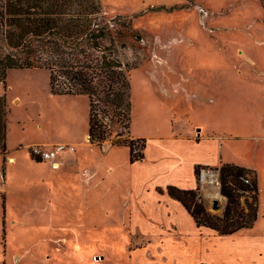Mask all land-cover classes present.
Returning <instances> with one entry per match:
<instances>
[{
	"label": "rangeland",
	"instance_id": "1",
	"mask_svg": "<svg viewBox=\"0 0 264 264\" xmlns=\"http://www.w3.org/2000/svg\"><path fill=\"white\" fill-rule=\"evenodd\" d=\"M100 1L130 20L119 57L131 67L129 132L147 140L145 158L88 140V95L49 100L48 70L8 69L0 98L15 122L0 149V264H264V0ZM59 139L83 154L77 184L30 157L55 143H29ZM219 158L256 170L260 188L255 225L234 235L198 227L167 193L193 179L196 160ZM197 165L218 171L220 186L203 183ZM220 166L196 164L179 186L218 215Z\"/></svg>",
	"mask_w": 264,
	"mask_h": 264
},
{
	"label": "trees",
	"instance_id": "2",
	"mask_svg": "<svg viewBox=\"0 0 264 264\" xmlns=\"http://www.w3.org/2000/svg\"><path fill=\"white\" fill-rule=\"evenodd\" d=\"M132 33L130 20L107 15L100 0H0V81L6 79L8 69L48 70L52 93L88 95V140L102 146L112 139L113 145L129 148L134 163L145 158L147 140L130 136L131 67L119 57ZM101 113L120 124L121 130L114 134ZM3 131L0 98V149L6 150ZM198 168L201 165L196 174ZM219 169L221 191L227 197L222 215L208 211L197 200L195 189L168 185L167 193L185 207L198 227L220 235L252 228L259 212L256 170L235 163H223Z\"/></svg>",
	"mask_w": 264,
	"mask_h": 264
},
{
	"label": "crops",
	"instance_id": "3",
	"mask_svg": "<svg viewBox=\"0 0 264 264\" xmlns=\"http://www.w3.org/2000/svg\"><path fill=\"white\" fill-rule=\"evenodd\" d=\"M43 91H44V95L45 96H47L48 97V99L50 100V99H54L55 98V96H63V97H65V96H68V95H75V96H79V94H55V93H52V91H51V85H50V80L48 81V83H46V86L44 87V89H43ZM9 94H10V97H12L13 95H15V94H13V93H8V96H9ZM19 98V97H18ZM20 99V98H19ZM88 119H89V117H88ZM8 110H7V117H6V114H5V134H6V137H5V144H7V133H8V129L9 128H11V123L12 122H15V121H9V123H8ZM89 127V126H88ZM87 134H88V132H87ZM200 136H196V141H200ZM85 142V141H84ZM21 143V142H20ZM33 143H46V144H48V143H65V144H72V143H68V141H66V140H64V139H59V140H51V141H48V142H43V140H37V141H34V142H31V143H29L28 145H31V144H33ZM20 145H23V144H19V146ZM24 147V146H23ZM6 150H7V147H6ZM32 155V154H31ZM31 158H33L35 161L36 160H39L38 158H35L33 155L32 156H30ZM30 158V159H31ZM64 159V162L62 161L61 162V159ZM82 160H81V159ZM33 159H31L30 161L32 162L33 161ZM41 160V159H40ZM143 160V159H142ZM12 161L14 162L15 161V159H12ZM44 162H36V164H38V166H40V168L41 169H44V170H49L50 171V173L52 174V176L51 177H53L54 176V173H56V175H58V174H65L66 173V176H63L61 179L62 180H66L67 182H72L73 184H75L76 182H74L75 181V179L77 180V179H79L80 177H82L83 175H81L80 174V171L84 168V160H83V154H82V152L80 153L79 151L78 152H76V151H72L71 149L70 150H67V151H65L64 153H62L60 156H59V159H58V162H59V164H58V166H56V165H54L51 161H46V160H43ZM49 162L50 164L52 163L53 164V168L51 167L50 168V165L48 164V163H46V162ZM65 164V165H62V164ZM223 163H234V162H231V161H227V162H225V160L224 159H222V158H219V160H218V162L217 163H210L209 161H206L205 159H198V160H196L194 163H193V165H192V171H193V179L190 181V182H192L193 180H194V167H195V165L196 164H205V165H220V164H223ZM235 164H238V163H235ZM239 165H241V164H239ZM81 175V176H80ZM51 177L47 180V182L48 183H50V180H51ZM64 177H66V178H64ZM83 178V177H82ZM65 181V182H66ZM190 182H187L186 184H188V183H190ZM77 184V183H76ZM175 184H178V186H183V187H187V186H185L186 184H182V183H175ZM170 197V196H169ZM171 198V197H170ZM173 201H177L178 203H180L178 200H175V199H173V198H171ZM181 204V203H180ZM182 205V204H181ZM183 206V205H182ZM185 208V207H184ZM188 212V211H187ZM189 213V212H188ZM193 219V218H192ZM239 232V231H238ZM237 232V233H238ZM237 233H235V234H237ZM232 235H234V234H232ZM64 239H66L67 240V238H64ZM59 249V248H58ZM59 251H60V249H59Z\"/></svg>",
	"mask_w": 264,
	"mask_h": 264
},
{
	"label": "built area",
	"instance_id": "4",
	"mask_svg": "<svg viewBox=\"0 0 264 264\" xmlns=\"http://www.w3.org/2000/svg\"><path fill=\"white\" fill-rule=\"evenodd\" d=\"M73 150L74 148L71 145L65 144V143H55L50 146L43 147L42 145H34L31 147V154L38 159L51 161L54 165L58 166L59 162V156L64 153L67 150ZM215 175L216 178L214 177ZM218 171L215 173L213 170H210V168L202 167L200 168L199 175L200 180L203 183H211L213 185L220 186V181L218 178ZM211 179L212 182L210 181ZM247 181V180H246ZM221 195V194H219ZM222 196V195H221Z\"/></svg>",
	"mask_w": 264,
	"mask_h": 264
},
{
	"label": "water",
	"instance_id": "5",
	"mask_svg": "<svg viewBox=\"0 0 264 264\" xmlns=\"http://www.w3.org/2000/svg\"><path fill=\"white\" fill-rule=\"evenodd\" d=\"M218 206H219V205H218V201L215 200V201H214V205H213V207H214V208H217Z\"/></svg>",
	"mask_w": 264,
	"mask_h": 264
}]
</instances>
